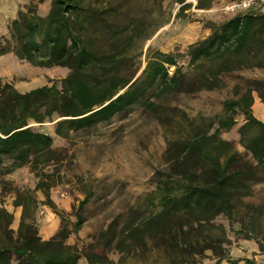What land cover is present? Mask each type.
<instances>
[{
    "label": "trees",
    "instance_id": "16d2710c",
    "mask_svg": "<svg viewBox=\"0 0 264 264\" xmlns=\"http://www.w3.org/2000/svg\"><path fill=\"white\" fill-rule=\"evenodd\" d=\"M210 3L197 0L196 7L204 9ZM120 14L117 6L99 8L89 0H50L44 17L28 8L11 21V46H0V55L12 51L33 66H59L70 72L60 88L45 85L21 93L7 82L0 83V176L29 166L38 175L34 190L44 195L41 203L59 214L50 197L51 178L54 167L68 155L54 148L50 134L34 129L29 122L41 124L57 115L60 119L54 133L68 138L70 131L94 127L140 102L163 126L167 143L169 172L157 183L160 209L135 218L131 208L123 224L115 218L100 231L98 246L78 249L66 240L80 230V210L90 194L78 202L71 228L65 222L50 238L42 239L35 224L38 201L32 191L8 186L14 194L12 205L20 208L21 214L13 230L14 215L0 204V264H77L82 257L87 264H115L109 253H131L144 246L146 238L163 247L174 264L192 263L206 250L215 259L211 264L224 260L227 264H254L251 258H226L225 228L213 221L223 216L229 225H237V233L244 238L258 232L264 238V231L258 230L264 205L244 202L251 192L250 183L261 180L264 171V122L252 113L253 92L264 104V84L244 90L235 86V97L225 99L222 112L214 116L190 117L177 107H165L146 96L149 91L152 97H159L219 89L224 86L225 73L264 68V12L249 5L213 23L206 38L189 46L188 71L178 66L181 54L159 50L151 54L150 49L147 63L134 81L135 73L127 75L120 70L129 63L126 50L140 31L130 32L131 23L119 28L116 21ZM171 66L174 70L169 74ZM237 115L243 116L237 128L243 155L220 136L236 125ZM176 116L180 133L169 137ZM47 166L53 170H45ZM0 184L4 188L9 182L0 178ZM241 208L246 215L237 217ZM257 243L264 253V239Z\"/></svg>",
    "mask_w": 264,
    "mask_h": 264
},
{
    "label": "rangeland",
    "instance_id": "374dc122",
    "mask_svg": "<svg viewBox=\"0 0 264 264\" xmlns=\"http://www.w3.org/2000/svg\"><path fill=\"white\" fill-rule=\"evenodd\" d=\"M91 5L101 8L117 6L122 15L116 21L119 28L131 23L129 31H137L133 41L126 50L129 63L120 72L140 75L147 63L148 51L159 50L164 53L181 54L178 66L188 71L189 59L186 53L189 46L206 38L210 33V26L233 15L237 10H226L227 6L250 2L255 11L264 12V0H211L210 6L204 9L196 7L197 0H89ZM183 1V3H181ZM183 7H181V5ZM187 4L189 6L187 7ZM32 8L44 17L50 8V0H0V46L10 48V24L17 18L19 11L25 12ZM184 8V9H183ZM133 28V30H132ZM137 28V29H135ZM141 29H143L141 31ZM9 43H8V42ZM174 67H168L172 74ZM67 68L59 66L38 67L29 64L15 56L12 51L0 55V83L11 84L18 92H27L40 86L54 85L60 88L63 79L69 74ZM224 86L219 89L201 90L194 93H168L159 97H152L149 91L146 97H151L154 103L165 107H177L185 111L190 117L214 116L222 112L223 101L234 98V87L258 88L264 84V68L241 69L222 75ZM258 99L257 93L253 92ZM259 101V99H258ZM252 113L264 120L256 106ZM60 119L54 115L52 120L43 123L29 122L34 129H40L53 137V146L64 150L68 157L57 167L51 178L53 186L50 197L55 209L41 202L45 200L39 190H34L38 175L29 166L15 169L9 174L0 176L9 182L1 188L0 204L14 215L12 223L16 230L20 220L21 209L14 208L12 201L14 194L7 187H19L30 190L38 201L35 213V224L42 239L50 238L62 225L67 223L71 228L75 220V210L78 202L90 194L84 207L80 210L82 226L72 233L66 242L82 249L90 244L98 246V235L113 219L123 224L134 208L135 218L157 212L159 207V192L157 183L169 172L166 157L167 143L164 128L155 115L140 102L130 111L114 114L107 121L98 123L94 127L70 131L68 138L56 137L55 122ZM236 125L230 130L222 131L221 137L230 140L236 150L242 155L244 149L238 142L237 128L243 122V116H235ZM179 118L171 121L168 136L179 135ZM250 159L249 155L246 156ZM8 163V162H7ZM52 171V166L45 170ZM261 180L250 183L251 192L244 198L245 203L255 206L264 205V171ZM241 208L237 217L246 215ZM214 224L224 226L228 245L226 258L247 257L254 260V264H264V253L258 248L257 241H262L263 233L258 232L250 239L237 233V225H229L228 220L219 216ZM264 231V214L260 218ZM213 229L215 234H220ZM109 258L115 264H174L171 256L161 246H154V240L146 238L144 246L138 247L131 253L113 252ZM214 257L209 250L202 255H196L189 264H211ZM222 261L221 264H227ZM77 264H87L82 257Z\"/></svg>",
    "mask_w": 264,
    "mask_h": 264
},
{
    "label": "crops",
    "instance_id": "0c3cea01",
    "mask_svg": "<svg viewBox=\"0 0 264 264\" xmlns=\"http://www.w3.org/2000/svg\"><path fill=\"white\" fill-rule=\"evenodd\" d=\"M259 99V98H258ZM258 99L254 98L253 101V106L252 108H254L256 106L257 108V112L261 113V116L264 117V104L260 102V100L258 101ZM261 121L264 122V120L261 119ZM14 221V220H13ZM245 256H243L242 258H244ZM247 258V257H246Z\"/></svg>",
    "mask_w": 264,
    "mask_h": 264
},
{
    "label": "built area",
    "instance_id": "2783aa9c",
    "mask_svg": "<svg viewBox=\"0 0 264 264\" xmlns=\"http://www.w3.org/2000/svg\"><path fill=\"white\" fill-rule=\"evenodd\" d=\"M250 5V2H242L240 4H232L230 6L226 7V10H234L235 8L241 9V8H246Z\"/></svg>",
    "mask_w": 264,
    "mask_h": 264
},
{
    "label": "water",
    "instance_id": "95a60500",
    "mask_svg": "<svg viewBox=\"0 0 264 264\" xmlns=\"http://www.w3.org/2000/svg\"><path fill=\"white\" fill-rule=\"evenodd\" d=\"M134 79H135V78H134ZM134 79H133L132 81H134ZM132 81H131V82H132ZM131 82H130V83H131ZM130 83H129V84H130ZM129 84H128V85H129ZM125 89H126V88H124V89H123L121 92H119V93H122Z\"/></svg>",
    "mask_w": 264,
    "mask_h": 264
}]
</instances>
